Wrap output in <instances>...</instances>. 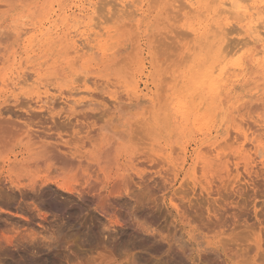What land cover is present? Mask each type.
<instances>
[{
	"label": "rangeland",
	"instance_id": "1",
	"mask_svg": "<svg viewBox=\"0 0 264 264\" xmlns=\"http://www.w3.org/2000/svg\"><path fill=\"white\" fill-rule=\"evenodd\" d=\"M214 1L0 0V109L49 100L57 121L88 112V101L116 100L98 127L118 136L121 158L110 171L38 166L31 156L42 141L88 164L101 140L88 120L5 125L18 146L0 153V264H91L99 238L116 264H256L264 255V0L227 11ZM256 24L258 37L247 39ZM162 109L151 149L163 162L137 158ZM147 175L155 186L140 182ZM89 184L105 204L92 202Z\"/></svg>",
	"mask_w": 264,
	"mask_h": 264
},
{
	"label": "bare ground",
	"instance_id": "2",
	"mask_svg": "<svg viewBox=\"0 0 264 264\" xmlns=\"http://www.w3.org/2000/svg\"><path fill=\"white\" fill-rule=\"evenodd\" d=\"M9 2V1H12V0H4V2ZM176 1V0H175ZM180 1H182V0H180ZM207 1V0H206ZM216 1V0H215ZM214 1V2H215ZM219 1V0H218ZM217 1V2H218ZM240 0H226V1H224V2H221V4L220 5H222L223 6V10L225 11V9H226V11H227V6L225 7V5H228V7L230 6L231 8L233 7V5L235 4V5H237L238 6V2H239ZM249 1V0H248ZM212 2H213V0H212ZM216 2V3H217ZM2 3V2H1ZM215 3V4H216ZM182 4H183V2H182ZM205 4V3H204ZM212 5H214V3H211ZM185 4H183V6H184ZM211 5V6H212ZM216 5H218V4H216ZM182 6V5H181ZM186 6V5H185ZM210 6V7H211ZM215 6V5H214ZM209 7V8H210ZM213 7V6H212ZM220 7V6H219ZM185 8V7H184ZM186 8H187V6H186ZM209 8H206V9H208L209 10ZM215 8V7H214ZM211 9V8H210ZM216 9V8H215ZM218 10H220V12H217V14L218 13H220V14H223L224 12L222 11V8L221 9H218ZM228 10H230V8L228 9ZM247 10V9H246ZM260 10V9H259ZM264 10V9H263ZM190 11H192V10H190ZM217 11V10H216ZM221 11H222V13H221ZM252 11V10H251ZM211 12H212V10H211ZM260 12V11H259ZM264 12V11H263ZM252 14H253V12H251ZM257 13H258V10H257ZM227 14V13H226ZM252 14H251V16H252ZM255 15H256V12L254 13ZM253 14V15H254ZM260 15H261V13H259ZM215 15H216V13H215ZM214 15V16H215ZM219 15V14H218ZM220 16V15H219ZM246 16V14L244 15V19L246 18L245 17ZM259 16V15H258ZM255 16H252V18H251V20L254 18ZM256 17H257V15H256ZM256 17H255V20L253 21L252 20V22H256L257 24H258V22L256 21ZM249 18V17H248ZM247 18V19H248ZM259 19V18H258ZM260 19H261V17H260ZM259 19V20H260ZM262 19H263V16H262ZM251 20H250V22H251ZM222 22V21H221ZM264 22V21H263ZM247 24H248V22H247ZM257 24H256V26H253L254 28H252V26L251 27H249V30L247 31V32H249L248 33V38L247 39H249V38H251V39H253V41L254 40H256V38L258 37V31H256V30H258V26H257ZM43 25V24H42ZM222 25L220 24V27H221ZM260 27V26H259ZM223 28V27H222ZM241 28V27H240ZM248 28V27H247ZM246 28V29H247ZM252 28V29H251ZM256 28V30H254ZM221 30H223V29H221ZM241 30V29H240ZM242 31V30H241ZM19 32V31H18ZM3 33V32H2ZM1 33V34H2ZM241 33H243V31L241 32ZM240 33V34H241ZM244 33H245V31H244ZM5 34V33H4ZM5 36V35H4ZM8 37V36H7ZM246 38V37H245ZM5 39V38H4ZM10 39V38H9ZM243 40H245L246 41V39H243ZM248 41V40H247ZM246 41V42H247ZM251 41V40H250ZM250 41H248L249 43H250ZM0 42H2L1 40H0ZM4 42V41H3ZM239 43V42H238ZM249 43H247L248 45H250V47L252 46L251 45V43H252V41H251V43L249 44ZM253 43H256V42H253ZM240 44H242L243 45V47H244V44H243V41H242V43H241V41H240ZM239 44V45H240ZM241 45V46H242ZM237 46H238V44H237ZM248 48H249V46H247ZM245 48H246V45H245ZM264 48V47H263ZM240 49V48H239ZM239 49H238V51H239ZM263 53H264V51H263ZM259 54V53H258ZM221 55V54H220ZM255 56V55H254ZM264 56V55H263ZM219 57V56H218ZM241 57H242V55H241ZM221 58V57H220ZM224 57H222L221 59L222 60H224L223 59ZM225 58H226V56H225ZM239 58V56L237 57V59ZM251 58V57H250ZM226 61V60H225ZM231 61V60H230ZM229 61V62H230ZM244 61V60H243ZM237 62V61H236ZM226 63H228L227 61H226ZM225 63V64H226ZM235 63V62H234ZM229 64V63H228ZM233 64V63H232ZM236 64V63H235ZM240 64H238V66H239ZM262 65V64H261ZM263 66V65H262ZM261 66V67H262ZM222 68H223V66H222ZM234 68V67H233ZM222 70H224V69H222ZM221 70V71H222ZM226 72V71H225ZM224 72H222V74H223ZM219 74H220V72H219ZM12 75H15V74H12ZM17 75V77L19 76L18 75V73L16 74ZM15 75V76H16ZM207 75V74H206ZM15 76H14V80L17 78H15ZM183 76V75H182ZM223 76V75H222ZM20 77V76H19ZM63 77V76H62ZM205 77V76H204ZM206 77H208V75L206 76ZM5 78H7V75H2V76H0V79H2V80H4ZM182 78V77H181ZM215 78V77H214ZM18 79V78H17ZM16 79V80H17ZM176 79H178V77H176ZM183 79H185V78H183ZM202 79H203V77H202ZM218 79V78H217ZM169 80V79H168ZM171 80H174V79H171ZM170 80V81H171ZM186 80V79H185ZM184 80V81H185ZM219 80V79H218ZM170 81H169V83H170ZM180 81H181V79H180ZM179 81V82H180ZM214 81V80H213ZM215 81H217V80H215ZM179 82H178V84H179ZM183 82V81H182ZM200 82H202V80L200 81ZM207 81L205 80V83H206ZM172 83V82H171ZM177 83V82H176ZM175 83V84H176ZM181 83V82H180ZM197 83V82H196ZM195 83V84H196ZM209 83H210V80H209ZM213 83V82H212ZM177 84V85H178ZM183 84H185V83H183ZM201 84V83H200ZM188 85V84H187ZM208 85V84H207ZM171 86H172V84H171ZM183 86V85H182ZM194 86V85H193ZM199 86V85H198ZM202 86H204V85H202ZM210 86V85H209ZM211 86H212V84H211ZM217 86H218V84H217ZM217 86H214V87H217ZM178 87H179V85H178ZM178 87H176L175 89H177ZM191 88V87H190ZM199 88V87H198ZM206 88H207V86H206ZM134 89H136V88H134ZM200 89V88H199ZM138 90V89H137ZM169 90H171V89H169ZM192 90V89H191ZM191 90H189V91H191ZM197 90V89H196ZM134 91V90H133ZM193 91V90H192ZM198 91V90H197ZM210 91H211V89H210ZM139 92V91H138ZM167 92V91H166ZM169 92V91H168ZM199 92V91H198ZM204 92V91H203ZM202 92V93H203ZM63 93V92H62ZM133 93V95H135V96H137V92H132ZM200 93V92H199ZM198 93V94H199ZM209 93V92H208ZM212 93H214V92H212ZM139 94V93H138ZM142 94V93H141ZM169 94V93H168ZM186 94H188V93H186ZM185 94V95H186ZM194 94H196V92H194ZM38 95V94H37ZM36 95V99L37 98H39V96H37ZM191 95H192V93H191ZM204 95V94H203ZM98 96V95H97ZM174 96V95H173ZM177 96H178V94H177ZM196 96V95H195ZM195 96H193V100H194V97ZM207 96V95H206ZM169 97H170V95H169ZM175 97H176V94H175ZM181 97V96H180ZM185 97V96H184ZM190 97V96H189ZM167 98V97H166ZM46 99H48V98H46ZM168 99V98H167ZM182 99V98H181ZM264 99V98H263ZM42 100V99H41ZM55 100V99H54ZM73 100V99H72ZM165 100V99H164ZM171 100V99H170ZM192 100V101H193ZM260 100V99H259ZM71 101V100H70ZM70 101H69V103H70ZM175 101V100H174ZM176 101H178V100H176ZM191 101V100H190ZM39 102V106L37 107V109H34V110H27V111H25V112H21V111H14L12 108H10V109H7V108H2V109H0V153H2V152H4V151H6V150H8L9 152L8 153H10V154H13V152H14V150L16 149V147L18 146V144H17V139H18V134L16 133V132H12V131H9V130H7L6 129V126L5 125H9V124H12V123H14V122H17L18 120L20 121H30V122H32L33 124H35V126H36V124L37 125H43V126H45L46 124L45 123H47V124H49L50 122V124L49 125H51V124H53V128H51L50 127V129H54V125H55V127H64V128H68V127H70V126H72V128L74 127V125L75 124H77V123H79L80 124V122H82V121H85L86 120V122H87V120H88V134H93V133H96L97 135H95V134H93V135H95V136H97L100 140H101V143H100V145H99V147H98V149H97V151H96V155H95V157H96V159H95V163H92V162H90V161H88V164H85L86 163V160H85V158L81 155V154H79L77 151H72L70 148H68L67 146H65L66 144H64V145H62V144H59V142H55V143H52V142H49V141H42V142H40L39 143V145H38V147L36 148V150H35V152L34 153H32V156H31V158H32V160L34 161V163L36 164V165H38V166H44V167H47V168H56V169H58V170H60V171H74V170H77V169H79V168H82V167H84V166H86V167H90L91 165H92V168L94 167V166H98V167H102V168H105V169H108L109 171L110 170H113L114 168L116 169L117 168V166H119L120 165V157H119V155H117V154H119L118 152H119V147H118V141H117V135H110V134H107V133H111V130H110V126H109V124L108 123H105L103 126H101V128H99L98 127V125L101 123V121L103 120V119H105L108 115H109V113H110V111H112V110H115V109H117L118 108V103H117V101L116 100H105V103H96V102H94V101H88V112L87 111H81V110H79V115L77 116V114H75V110L78 108H76V109H74V110H72V111H70L66 116H64V117H59L58 118V120L56 121V117L55 116H52V111H51V108L52 107H54V105H53V103H49V100L48 101H45V100H43V101H38ZM94 102V103H93ZM167 102V101H166ZM186 102V101H185ZM169 103V102H168ZM177 103V102H176ZM72 104H73V102H72ZM79 105V104H81L80 102L79 103H76L75 105ZM83 104V103H82ZM175 104V103H174ZM188 104V103H187ZM77 105V106H78ZM86 105H87V103H86ZM170 105V104H169ZM91 106H93L92 108H91ZM162 106V105H161ZM160 106V107H161ZM176 106V105H175ZM156 107V106H155ZM154 107V108H155ZM160 107H158V109L160 108ZM172 108V107H171ZM79 109H82V108H79ZM180 109V108H179ZM156 110V109H155ZM165 110H166V108H165ZM185 110V109H184ZM160 112H162V113H160ZM163 112H164V114H165V111H163V109L161 110V111H154L153 112V114H152V118L154 119V121H153V123H152V127L153 128H151L152 130H151V132H146V143L145 144H143V149H141V155L139 156V157H137V158H141V159H145V160H148V161H150V162H158V163H162L163 162V159H159V157L157 156V151H156V149L154 150L153 148L151 149V147L153 146L152 145V143H154L155 141H156V139H157V135H160V132H159V130H160V123L158 122V118L161 116V115H163V116H165L164 114H163ZM181 112V111H180ZM183 112V111H182ZM168 114V113H167ZM25 118H27V119H25ZM80 118V119H79ZM58 124L57 126H56V124ZM83 124V123H82ZM85 124V123H84ZM76 126V125H75ZM79 126H82L81 124L79 125ZM155 126V127H154ZM160 126V127H159ZM86 127V126H85ZM84 127V128H85ZM71 128V127H70ZM225 144V143H224ZM219 145V144H218ZM214 146V145H213ZM212 147V146H211ZM216 147H217V145H216ZM212 148H215V146L214 147H212ZM216 149V148H215ZM209 150V149H208ZM4 160L5 159H3L2 160V162H4ZM8 160V159H7ZM162 160V161H161ZM6 162V161H5ZM4 162V163H5ZM166 174V173H165ZM164 175V174H163ZM160 176V182H161V184H162V188L164 189V190H167L168 188H167V186H169V185H167V181H165V175L164 176ZM129 176L128 175H125V174H121V175H119V178H121V179H127ZM140 182H142L143 184H146L147 186H149V185H153V186H155V184H156V178L155 177H153V175H147V176H145V177H143V178H141L140 179ZM231 182V181H230ZM230 184V183H229ZM6 187V189H8V190H10L11 192H13L12 190L13 189H10V187H8V186H5ZM38 188V187H37ZM45 188V187H44ZM89 188H90V190H92V192L90 193V197H91V200H92V202L93 201H95V200H101L103 203L102 204H105V202H106V199H105V196H104V194H103V192L102 191H98V190H96V186H94V184H89ZM46 189V188H45ZM161 189V188H160ZM37 191H36V193L37 194H39V191L40 192H42L41 190H38V189H36ZM50 191H51V189H49ZM50 191H49V193H50ZM45 193H47V192H45ZM49 193H47L48 195H49ZM37 194H35V195H37ZM42 194H44V192H42ZM55 195V192L54 193H50V195ZM45 195V194H44ZM49 195V199H50V201L52 200ZM38 196V195H37ZM40 196V195H39ZM41 196H43V195H41ZM55 196H53V198H54ZM54 201V200H53ZM53 201H51V202H53ZM54 207H56V205H55V202L54 203H51ZM101 212H103L104 213V207H101ZM262 241V240H261ZM99 244H98V246H96L95 247V254H94V256L91 258V264H116V261H115V259L113 258V255H112V253H111V251H109L108 250V245H106L105 243H104V241L101 239V238H99ZM261 245V244H260ZM259 250H258V254H259ZM223 253H225L224 251H223ZM263 254H264V252H263ZM226 255V254H225ZM224 255V256H225ZM262 255V254H261ZM227 257V256H226ZM228 259V258H227Z\"/></svg>",
	"mask_w": 264,
	"mask_h": 264
},
{
	"label": "snow or ice",
	"instance_id": "3",
	"mask_svg": "<svg viewBox=\"0 0 264 264\" xmlns=\"http://www.w3.org/2000/svg\"><path fill=\"white\" fill-rule=\"evenodd\" d=\"M236 6L237 5H235V4L233 5V7H236ZM242 7H250V6L245 4V5H242ZM262 31H264V30H262ZM25 119H27V118H25ZM97 214L100 215L101 214V210L98 209ZM106 218L107 217H105V219ZM105 226L107 227V225H105ZM71 251H74V249H71ZM80 264H90V262H88V261L84 260L83 258H81ZM140 264H143L142 260L140 261ZM148 264H167V262L162 256H160L158 261L150 260V261H148ZM256 264H264V255H260V256L257 257Z\"/></svg>",
	"mask_w": 264,
	"mask_h": 264
}]
</instances>
